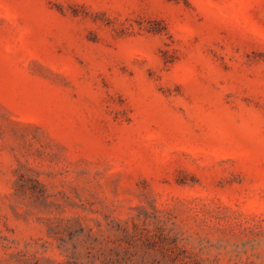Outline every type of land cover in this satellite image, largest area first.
I'll return each instance as SVG.
<instances>
[{
  "label": "rangeland",
  "instance_id": "obj_1",
  "mask_svg": "<svg viewBox=\"0 0 264 264\" xmlns=\"http://www.w3.org/2000/svg\"><path fill=\"white\" fill-rule=\"evenodd\" d=\"M0 264H264V0H0Z\"/></svg>",
  "mask_w": 264,
  "mask_h": 264
}]
</instances>
